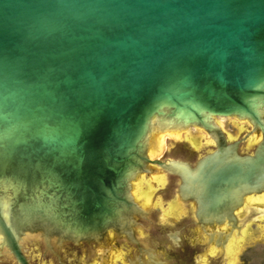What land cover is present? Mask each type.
Masks as SVG:
<instances>
[{
	"label": "water",
	"instance_id": "water-1",
	"mask_svg": "<svg viewBox=\"0 0 264 264\" xmlns=\"http://www.w3.org/2000/svg\"><path fill=\"white\" fill-rule=\"evenodd\" d=\"M188 129L195 163L150 158ZM156 173L195 218L157 226ZM262 232L264 0H0V264H232Z\"/></svg>",
	"mask_w": 264,
	"mask_h": 264
},
{
	"label": "flooded vegetation",
	"instance_id": "flooded-vegetation-1",
	"mask_svg": "<svg viewBox=\"0 0 264 264\" xmlns=\"http://www.w3.org/2000/svg\"><path fill=\"white\" fill-rule=\"evenodd\" d=\"M223 119V118H222ZM238 127H240L239 129H242L243 127L247 128L246 130L247 133L245 134V136L250 133L251 131V127L250 125L248 124H243V123H237V122H234ZM219 125L220 127L228 134V136L230 138H233V135H231L230 133H228L226 130H225V126H224V122L223 120H219ZM190 131V130H189ZM186 132L184 134H182L180 137H177V136H167L165 139H164V143H163V150H161V154L159 155V157L163 156L167 150V147H168V143L169 141H176V142H179V141H182V140H186L187 142H189V144L192 146V147H195V148H199L201 147L200 146V143H201V140L196 138L195 136H192L190 132ZM245 131H242L240 132V138L238 139H243L245 138V136H243ZM199 134L201 135V133L199 132ZM242 136V137H241ZM252 137H254L253 139L256 138L255 134H250L247 136L246 140H245V143H243L241 145V148L244 147V146H249L248 149L250 148H254L256 145L254 144V140L251 139ZM238 139H234L232 140L231 142H234L235 140L237 141ZM184 140V141H185ZM257 143V142H256ZM184 150V149H183ZM186 156L188 157L189 160H191L192 162H196L197 159L195 160L197 154H193L194 151L192 150H184ZM199 152V151H198ZM249 153H252V150L250 149L249 152L247 153H241V155L243 154H249ZM159 157H153L152 159H159ZM194 162V163H195ZM194 165V164H193ZM154 181L153 180H150V179H144V181L142 182L141 180V184L139 185V192L138 194L136 195V198L139 200L140 204L142 205H145L147 207H156L158 208L160 211H155L153 213V216H154V219L158 217V220H159V217L163 216L162 219H160V223H166L168 221L167 218L173 220L170 222H173L172 224H165V225H162L161 228L163 229H166V230H170L172 229L173 227H176L178 225V222L180 219H182L184 216H188L190 214V209H193V218H195L196 216V206L194 205V203L192 202H187V201H181L178 197H177V192H178V189L176 190V197H175V200L171 201L168 206L166 207V210L163 211L161 208H159L160 206H162L161 204V201L160 200H157V197L158 196V189L159 188H165L166 187V184H167V177L165 175H159V176H154L153 177ZM171 181V180H170ZM156 197V198H155ZM247 197V196H246ZM155 198V199H154ZM154 202V203H153ZM159 206V207H157ZM196 223V221L194 220L193 222H189L190 225H194ZM127 247H131L132 245H129V244H126ZM204 246V245H203ZM133 247V246H132ZM182 247V245H181ZM180 247V248H181ZM195 247H198L202 250V245H190V248H195ZM179 248V250H180ZM238 253H239V250L235 253V258H233V263L235 262V264L237 263L238 261Z\"/></svg>",
	"mask_w": 264,
	"mask_h": 264
},
{
	"label": "rangeland",
	"instance_id": "rangeland-1",
	"mask_svg": "<svg viewBox=\"0 0 264 264\" xmlns=\"http://www.w3.org/2000/svg\"><path fill=\"white\" fill-rule=\"evenodd\" d=\"M220 120V119H219ZM224 122V126H225V130L230 133L231 135H233V137L235 139L240 138V127L238 128V126L234 123L237 122V120L235 119H226L223 118L221 119ZM247 128H243L244 134L243 136H245V134L247 133L248 130H246ZM191 133L192 136H195L196 138L201 140L200 146L199 148H197V150H199V153L197 154L196 159H199L202 155L206 154L207 152H209L210 149H208L209 146L212 145L211 141L209 139H207L205 134H199V131L197 129H190L189 131ZM242 137V136H241ZM185 140V139H184ZM182 140V143H184L185 141ZM164 142V139H163ZM181 141L176 142V141H169L168 143V147L167 150L165 152V154L161 157H159V155L161 154V152L156 153V154H152V157H159V159L164 160V159H171L173 158V156H177L178 158H188L184 152L183 149H179V147L183 146L180 145ZM164 146V145H163ZM248 147L244 146L242 151L243 153H247L248 152ZM163 150V147H162ZM195 162V161H194ZM140 182H137L135 185L140 184ZM177 185H178V180L177 179H173L169 182V184H166L165 188H159L160 189H164L163 193H159L157 196V200L161 201L162 206H157L159 208H161L163 211L166 210V207L168 206V204L175 200L176 197V190H177ZM190 214L188 216H184L182 219L179 220L178 225H181L183 223H186L188 221H190L193 218V209H190ZM163 217V216H161ZM154 222L157 224L158 227L161 228L162 225L165 224H161L158 220V217L154 219ZM176 226V227H177ZM174 228V227H173ZM233 258H235V254L232 257V264H235V262L233 263ZM236 264H264V232L260 233L257 237H255L253 240H251L250 242H247L242 249L239 250L238 253V261Z\"/></svg>",
	"mask_w": 264,
	"mask_h": 264
},
{
	"label": "bare ground",
	"instance_id": "bare-ground-1",
	"mask_svg": "<svg viewBox=\"0 0 264 264\" xmlns=\"http://www.w3.org/2000/svg\"><path fill=\"white\" fill-rule=\"evenodd\" d=\"M219 119H222V118H219ZM219 119L217 120V123H218V125H219ZM237 123H239V122H237ZM243 124H246V123H243ZM220 126V125H219ZM221 128V127H220ZM239 128V127H238ZM244 128V127H243ZM243 128L242 129H240V132H242L243 131ZM222 129V128H221ZM190 129H188V130H186V131H184V132H178V133H169V134H163V135H159L157 138H156V140L151 144V148H150V152H149V156H150V158L152 159L153 157H152V154H156V153H159V152H161V150H162V147H163V139H165L167 136H177V137H180L182 134H184V133H186V132H188ZM223 130V129H222ZM199 131V130H198ZM224 131V130H223ZM201 134L203 133V134H205L206 135V137H207V139H209L210 141H211V143H212V145L211 146H213L214 145V142L212 141V139L207 135V133H205V132H203V131H199ZM225 132V131H224ZM226 133V132H225ZM227 134V133H226ZM227 136H228V134H227ZM255 136H256V138L255 139H253L254 137H252L251 139H253L255 142H254V144L255 145H257L260 141H261V136L260 135H256L255 134ZM235 138L233 137V138H230L229 136H228V141H232V140H234ZM257 142V143H256ZM189 143V142H188ZM189 149L188 150H192V151H195V150H197V148H195V147H192L190 144H189ZM210 147V146H209ZM249 147V146H248ZM197 151H199V150H197ZM152 160H154V159H152ZM159 175H165L164 173H156L155 175H153V176H151L149 179L150 180H153L154 181V179H153V177L154 176H159ZM166 176V175H165ZM167 177V176H166ZM146 177L145 176H142V177H140L138 180H136L134 183H133V189H132V192H133V194H134V196H135V198H136V195L138 194V192H139V185L141 184H137V185H135L137 182H140L141 180H142V182L144 181V179H145ZM168 179V178H167ZM169 182H170V179H168V181H167V183L169 184ZM160 190H158V194L160 193L159 192ZM157 194V195H158ZM157 197V196H156ZM155 197V198H156ZM177 197L181 200V201H186V200H183L182 198H181V196L180 195H178V192H177ZM154 198V199H155ZM137 199V198H136ZM138 200V199H137ZM139 201V200H138ZM154 203V202H153ZM151 210H152V212L154 213L155 211H160L158 208H156V207H149ZM160 219H162V217H159V221H160ZM168 219V221L166 222V223H162V224H172L174 221L173 220H171V219H169V218H167ZM170 220L171 221H173V222H170Z\"/></svg>",
	"mask_w": 264,
	"mask_h": 264
}]
</instances>
